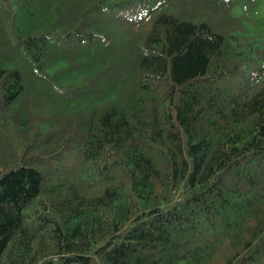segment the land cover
Segmentation results:
<instances>
[{
	"label": "trees",
	"instance_id": "1",
	"mask_svg": "<svg viewBox=\"0 0 264 264\" xmlns=\"http://www.w3.org/2000/svg\"><path fill=\"white\" fill-rule=\"evenodd\" d=\"M259 0H0V264H264Z\"/></svg>",
	"mask_w": 264,
	"mask_h": 264
},
{
	"label": "rangeland",
	"instance_id": "2",
	"mask_svg": "<svg viewBox=\"0 0 264 264\" xmlns=\"http://www.w3.org/2000/svg\"><path fill=\"white\" fill-rule=\"evenodd\" d=\"M250 19H252L251 32L254 35H262L264 40V0H259L257 10Z\"/></svg>",
	"mask_w": 264,
	"mask_h": 264
}]
</instances>
